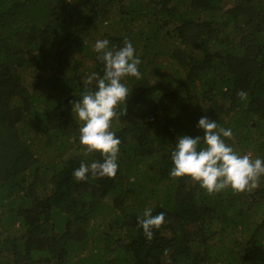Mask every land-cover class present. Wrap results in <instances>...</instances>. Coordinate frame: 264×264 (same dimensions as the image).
Returning <instances> with one entry per match:
<instances>
[{"label": "trees", "instance_id": "16d2710c", "mask_svg": "<svg viewBox=\"0 0 264 264\" xmlns=\"http://www.w3.org/2000/svg\"><path fill=\"white\" fill-rule=\"evenodd\" d=\"M85 37L130 40L142 78L126 77L112 121L117 174L78 182L82 161L103 162L85 156L70 103L87 56L104 74ZM202 116L264 160V0H0V264H264V176L214 194L170 176ZM149 207L165 213L150 242L137 223Z\"/></svg>", "mask_w": 264, "mask_h": 264}, {"label": "clouds", "instance_id": "9594fccd", "mask_svg": "<svg viewBox=\"0 0 264 264\" xmlns=\"http://www.w3.org/2000/svg\"><path fill=\"white\" fill-rule=\"evenodd\" d=\"M86 39L81 40H84L93 54ZM109 43V40L103 39L97 40L94 45V50L99 54L98 59L104 64L103 76L91 73L87 77L82 98L70 102L72 113L76 114L82 125L80 142L84 146L85 156L93 152L103 156V162L80 163L79 168L72 173L78 182L87 181L89 174L96 179L114 178L117 174L121 140L111 130L112 121L117 117V106L121 103L126 105L131 94L126 86V77L142 78L139 71L141 60L135 55L136 50L131 41L125 39L124 46L119 49L110 47ZM90 57L87 56L84 61ZM123 80L125 83H122ZM93 81L94 91L88 87ZM236 95L242 101L248 97L245 90H238ZM197 127L203 130V137H177L175 149L171 153V177H188L198 182L209 194L219 193L226 188L239 193L259 186L264 176V160L238 154L224 139L232 138V130L220 127L207 116L199 119ZM202 140L206 147L199 148ZM137 223L150 242L154 238L153 229H159L165 223V213L153 216L152 209L145 208Z\"/></svg>", "mask_w": 264, "mask_h": 264}, {"label": "rangeland", "instance_id": "374dc122", "mask_svg": "<svg viewBox=\"0 0 264 264\" xmlns=\"http://www.w3.org/2000/svg\"><path fill=\"white\" fill-rule=\"evenodd\" d=\"M85 38H86V37H85ZM97 40H101V38H100V37H96L95 39H93V41H92L90 38H87V39H86V42L91 46V49H92L94 52H96V51L94 50V45H95V43H96ZM97 59H98V57L95 58V60H97ZM84 66H85V68H86L87 70H89L90 72L93 73V71H92V68H93V62H92V61L87 60ZM166 71H167V70H166ZM168 73H170V71H169ZM155 81L157 82L158 79H156ZM39 82H40V81H39ZM34 83H35V82H34ZM93 83H95V82L93 81ZM116 122H117V120H116ZM117 123H118V122H117ZM115 124H116V123H115ZM69 147H71V146H69ZM69 152H70V151H69ZM9 229H10V228H9ZM9 229H8V230H9ZM199 251L203 252V251H205V248L201 247ZM199 261H200V264H216L214 259L207 258V257L204 258V256H202V255H201V259H200Z\"/></svg>", "mask_w": 264, "mask_h": 264}]
</instances>
